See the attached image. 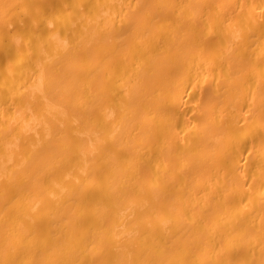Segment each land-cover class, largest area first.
<instances>
[{"label": "bare ground", "instance_id": "obj_1", "mask_svg": "<svg viewBox=\"0 0 264 264\" xmlns=\"http://www.w3.org/2000/svg\"><path fill=\"white\" fill-rule=\"evenodd\" d=\"M0 264H264V0H0Z\"/></svg>", "mask_w": 264, "mask_h": 264}]
</instances>
